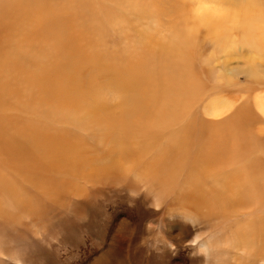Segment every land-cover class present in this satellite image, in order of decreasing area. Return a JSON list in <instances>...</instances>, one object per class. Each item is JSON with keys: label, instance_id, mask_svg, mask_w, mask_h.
Here are the masks:
<instances>
[{"label": "rangeland", "instance_id": "374dc122", "mask_svg": "<svg viewBox=\"0 0 264 264\" xmlns=\"http://www.w3.org/2000/svg\"><path fill=\"white\" fill-rule=\"evenodd\" d=\"M76 1L54 0L58 9L68 10L73 24L77 19L81 21L83 14V7L74 9ZM177 1H181L179 5L184 10L173 20L178 22L175 29L188 43L191 70L199 81L190 91L180 86L189 75L188 70L182 71L173 88L163 78L166 70L155 63L156 59L148 58L141 44L136 43L137 39L131 42V52H135L131 53L116 36L113 26L101 30L98 38L90 30L92 45H96L103 64L92 76L101 79L107 89H115L109 82L110 61L119 70L130 69L132 63L140 61L145 88L165 111L161 120L168 126H160L167 135L145 140L137 137L141 132L137 129L129 140L134 151L124 161L128 170L119 179L92 181L88 172L73 174L68 177L66 192L52 200L20 179L26 178L23 173L14 176L0 168V194L6 190L5 199L0 196V206L6 210L5 215H0V250L19 252L24 264H264V181L252 177L257 173L264 178V118L254 109L255 101L264 106V43L251 47L248 42L249 34L256 33L259 22L264 21V0ZM232 5L250 8L251 16L243 23L244 34L231 23L228 29L213 27L211 22L199 25L195 14L198 8L228 13L235 10ZM109 7L99 0L101 14ZM172 15H164L163 22ZM75 28L82 34L81 23ZM150 34L158 35V32L152 30ZM162 37L163 43L171 40L168 32ZM133 54L140 58H132ZM21 55L25 56L22 50ZM179 64L177 61L174 66ZM134 77L130 74L126 79L132 81ZM188 79V83H196L194 78ZM177 89L187 93L194 91L195 97L192 94V101L179 102L173 98ZM173 90L175 93H171ZM148 100L151 99L147 97V103ZM37 107L40 108L37 118L48 116L51 119L44 126L45 130L72 137L99 156H112L108 150L111 146L107 148L103 143L107 131L101 134L86 125L79 130L72 121H65V115L53 105ZM244 107H247L243 109L244 121L253 120L250 148H243L253 150L249 158L254 156L249 164L248 180L244 179L239 165L222 166V160L227 162L225 153L205 152L201 139L215 128L221 130V124L230 119L237 123L241 115L239 109ZM4 117L17 122L24 119L17 111L6 113ZM192 117L195 118L192 133L196 139L195 150L189 155L179 150L186 142L179 133L184 132L182 120ZM180 119L182 123L178 124ZM102 124L106 126L105 122ZM111 150H116V154L119 151L118 148ZM108 156L104 159L105 165L110 164ZM98 166L102 168L100 161ZM240 182L248 183L246 190L256 193L252 211L248 205L241 209L254 195L244 197ZM153 200L160 205L159 210L151 207ZM17 203L19 209L11 208ZM249 212L252 214L248 216ZM148 223L153 226L147 230ZM195 234L200 236L198 247L203 246L205 254L190 258L195 249L186 246V242ZM168 241L175 245L174 250L169 249ZM0 264L10 262L0 260Z\"/></svg>", "mask_w": 264, "mask_h": 264}, {"label": "bare ground", "instance_id": "6f19581e", "mask_svg": "<svg viewBox=\"0 0 264 264\" xmlns=\"http://www.w3.org/2000/svg\"><path fill=\"white\" fill-rule=\"evenodd\" d=\"M103 1L110 7L101 14L99 0H77L74 9L83 7V14L81 21L77 19L73 24L68 10L58 9L54 0H0V168L14 176H21L23 173L26 178L20 179L31 188L42 191L51 200L66 192L69 186L68 177L73 174L88 172L92 175V181L102 178L119 179L128 170L124 161L134 151L129 140L137 129L141 130L137 137L145 140L161 139L167 135L160 126L167 124L161 120L165 111L146 90L140 61L130 65L131 71L129 67L125 68L126 71L123 68L119 70L110 61L112 75L109 82L111 88L115 89H107L101 84V79L92 76L103 64L96 45H92L90 30L98 38L101 30L113 26L116 36H119L130 52L131 42L137 39L134 42L141 44L142 51L148 54V58L156 59L155 63L166 70L163 78L173 88L184 69L190 73L180 86L190 91L199 84L191 70L192 54L187 49L188 43L178 35L175 29H178V22L173 21L184 10L179 5L181 1ZM234 8L233 12L227 13L200 7L195 14L199 25L205 26L211 22L213 27L228 29L227 26L231 23L232 27L236 26L244 34L243 23L245 18L251 16L250 8ZM171 13L172 16L166 17L170 20L163 22V16ZM253 17L259 22L255 15ZM80 23L84 26L82 34L75 28ZM133 23L138 26L135 28ZM152 30H156L158 35H151ZM164 32L171 36L167 43L161 40ZM248 42L251 47L264 43V21L259 22L256 33L249 34ZM21 50L25 56L21 55ZM122 53L127 54L124 51ZM131 56L140 58L136 54ZM177 61L180 64L174 66ZM130 74L135 76L132 81L126 79ZM188 78H194L197 84L188 83ZM114 80L122 81L114 84ZM171 88L167 91L168 94ZM184 90L179 92L177 89L173 98L177 101H192L190 96L193 94L195 97L194 91L187 93ZM147 97L151 99L148 103ZM51 105L65 115V121H72L79 130L86 125L99 130L101 134L107 131L103 143L107 148L108 145L111 146L108 150L112 156L106 155L110 158L109 165L104 164L106 156L90 152L84 144L77 143L72 137L60 136L44 129L51 119L48 116L37 118V110H40L37 106ZM245 108L247 107L239 109L241 115L237 123L230 119L221 124V130L215 128L203 134L201 139L205 152L225 153L227 162L222 160V166L227 168L230 164L239 165L244 179L248 180V170L254 156L249 158L253 150L243 148H250V123L253 120L248 123L244 121ZM254 109L264 118V106L261 102L255 101ZM16 111L24 116L22 121L4 117V114ZM182 121L184 132L178 133L186 142L179 146V150L190 155L195 150L196 136L192 133L195 130V118ZM180 123L181 119L178 121ZM207 136L210 137L206 138ZM119 141L122 142L118 143ZM115 148L119 149L117 154ZM111 149L115 151L112 152ZM249 153L251 154L248 155ZM99 161L102 168L98 166ZM252 177L264 181L263 176L257 173ZM247 184L239 183L243 196L252 193L254 197L243 203L242 211L244 205H248L250 211L253 210L251 205H255L256 193L248 192ZM5 192L6 190L0 194L3 199ZM19 207L17 203L11 208ZM250 213L252 214L249 212L247 215ZM5 214L6 210L0 206V215Z\"/></svg>", "mask_w": 264, "mask_h": 264}, {"label": "clouds", "instance_id": "9594fccd", "mask_svg": "<svg viewBox=\"0 0 264 264\" xmlns=\"http://www.w3.org/2000/svg\"><path fill=\"white\" fill-rule=\"evenodd\" d=\"M151 207H153L156 210L160 209V205L157 204L154 200L152 201ZM152 223L147 224V230L152 228ZM163 235L162 233H160ZM200 236L198 234H195L193 238L186 242V246L192 247L195 249L193 253L190 254V258L192 256L196 255H204L205 254V248L203 246H199L200 244ZM145 243V238L141 240V245L143 246ZM169 249L174 250L175 245L171 243V241H168ZM0 260H7L10 262V264H24L23 258L19 252H11V253H5L3 250H0Z\"/></svg>", "mask_w": 264, "mask_h": 264}]
</instances>
